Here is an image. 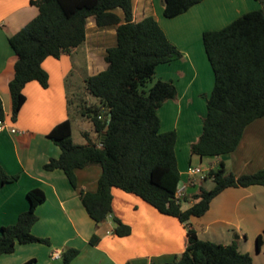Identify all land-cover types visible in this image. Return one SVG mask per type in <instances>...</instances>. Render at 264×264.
I'll use <instances>...</instances> for the list:
<instances>
[{
    "label": "trees",
    "instance_id": "1",
    "mask_svg": "<svg viewBox=\"0 0 264 264\" xmlns=\"http://www.w3.org/2000/svg\"><path fill=\"white\" fill-rule=\"evenodd\" d=\"M201 1L163 0V15L173 18ZM257 1L260 8L240 15L220 29L202 33L214 85L206 98L202 132L190 146L191 155L219 157L233 152L245 127L264 117V0ZM30 3L38 8V14L8 38L17 56L9 82L13 120L25 102V84L37 81L44 88L48 86L43 60L70 54L82 45L89 17H93L98 27L116 26V42L106 49L105 68L84 79L86 93L96 101L88 104L81 100L73 108V99H67L69 118L48 133L60 153L50 157L43 168L62 170L74 188L75 170L90 165L101 168L96 190L80 191L81 203L96 223L113 214L114 187L139 196L160 213L176 217L185 225L186 245L179 256L166 264H254L249 253L237 249L236 242L224 245L200 239L189 220L202 216L213 197L225 188L264 184V168L236 176L220 161L217 168L208 172L212 188L200 187L192 196L193 203L184 210L182 202L174 200L181 182L175 152L176 131H160L157 110L166 100L176 98L177 89L171 81H151L157 65L179 59L182 54L154 17L134 21L132 0H30ZM116 9L122 11V17ZM72 112L91 123L95 136L83 132L84 144L72 140ZM0 118H3L1 108ZM17 178L0 166V189ZM26 196L28 208L15 223L1 228L0 257L11 253L17 243L49 244L47 238L31 231L37 220L35 209L45 200V193L33 188ZM112 221L114 235L131 233V226L121 219L112 216ZM98 240L97 235H92L89 242L96 244ZM263 242L264 230L255 238L258 251ZM78 253L75 248L63 249V264H69Z\"/></svg>",
    "mask_w": 264,
    "mask_h": 264
},
{
    "label": "crops",
    "instance_id": "2",
    "mask_svg": "<svg viewBox=\"0 0 264 264\" xmlns=\"http://www.w3.org/2000/svg\"><path fill=\"white\" fill-rule=\"evenodd\" d=\"M260 7L257 0H203L178 16L166 18L163 0H132L133 20L154 17L182 54L179 59L157 65L151 81H171L177 89L176 98L166 100L157 114L161 132L176 131L175 152L181 182H186L188 166H202L205 161L203 168L212 169L223 161L225 169L236 176L264 168V117L245 127L233 152L203 158L190 154L191 144L202 132L206 98L214 85L202 33L220 29ZM115 12L122 17L120 9ZM37 14L38 8L30 0H0V108L7 125L0 132V166L7 174L18 176L0 189V232L2 227L15 223L28 208L27 192L40 188L45 200L35 209L37 220L31 231L47 238L49 244L17 243L11 253L0 257V264H63L61 251L65 248L79 251L69 264H150L152 261L166 264L179 256L186 245L185 225L176 217L160 213L139 196L114 187L113 214L96 223L82 205L80 191L96 190L101 168L90 165L75 170L76 188L62 170L43 168L50 157L60 153L48 133L69 118L70 76L76 74L84 81L105 68L106 49L116 42V26L98 27L93 17H89L84 43L70 54L43 60L48 86L27 82L23 87L25 102L16 119H12L9 82L17 56L8 38ZM107 36L109 45H106ZM12 128L16 132H11ZM89 136L93 138L95 134ZM200 187L212 188V179L187 184V194L181 203L183 210L193 203L192 196ZM112 216L130 225L131 233L114 235ZM189 224L200 239L224 245L236 242L237 249L249 253L254 264H264V242L259 251L255 246V238L264 230V184L225 188L213 197L208 210L202 216L191 217ZM92 235L99 238L96 244L89 242Z\"/></svg>",
    "mask_w": 264,
    "mask_h": 264
},
{
    "label": "rangeland",
    "instance_id": "3",
    "mask_svg": "<svg viewBox=\"0 0 264 264\" xmlns=\"http://www.w3.org/2000/svg\"><path fill=\"white\" fill-rule=\"evenodd\" d=\"M106 38H107L106 45H109V43H111L110 38L109 36H107ZM68 83L70 84L69 86L70 97L74 101V104L72 106L73 108L81 100H86L88 104H93L96 101L95 98L89 96L86 93L84 89V81L76 74L70 76ZM71 116H72V140L74 143L82 144L86 141V139L83 137V132H87L90 135L93 134L91 123L87 119H83L75 116L73 112L71 113ZM206 163H207L206 161L203 162L201 167L202 168L205 167ZM206 185L207 187H209L211 185V181L208 180Z\"/></svg>",
    "mask_w": 264,
    "mask_h": 264
},
{
    "label": "built area",
    "instance_id": "4",
    "mask_svg": "<svg viewBox=\"0 0 264 264\" xmlns=\"http://www.w3.org/2000/svg\"><path fill=\"white\" fill-rule=\"evenodd\" d=\"M7 129L6 122L0 118V132ZM11 132H16L15 129H10ZM212 168H202L199 165L188 166L185 174L186 182H181L174 192V200L176 203L184 201L187 194V184L195 185L198 181H203L208 178V172Z\"/></svg>",
    "mask_w": 264,
    "mask_h": 264
},
{
    "label": "water",
    "instance_id": "5",
    "mask_svg": "<svg viewBox=\"0 0 264 264\" xmlns=\"http://www.w3.org/2000/svg\"><path fill=\"white\" fill-rule=\"evenodd\" d=\"M104 137H105V135L103 134V135H102V140L104 139Z\"/></svg>",
    "mask_w": 264,
    "mask_h": 264
}]
</instances>
